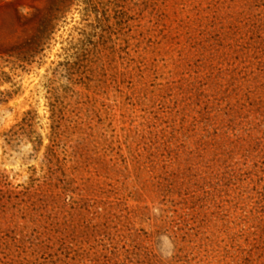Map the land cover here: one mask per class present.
<instances>
[{
    "label": "rangeland",
    "instance_id": "obj_1",
    "mask_svg": "<svg viewBox=\"0 0 264 264\" xmlns=\"http://www.w3.org/2000/svg\"><path fill=\"white\" fill-rule=\"evenodd\" d=\"M0 264H264V0H0Z\"/></svg>",
    "mask_w": 264,
    "mask_h": 264
}]
</instances>
